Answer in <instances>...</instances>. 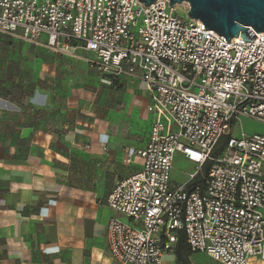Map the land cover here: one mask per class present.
Instances as JSON below:
<instances>
[{
    "label": "built area",
    "instance_id": "2783aa9c",
    "mask_svg": "<svg viewBox=\"0 0 264 264\" xmlns=\"http://www.w3.org/2000/svg\"><path fill=\"white\" fill-rule=\"evenodd\" d=\"M250 31L252 43L226 42L201 21L176 17L167 0H0L1 35L57 54L82 49L97 73L137 78L150 95L140 169L106 199L125 219L105 225L117 264H162L179 233L191 253L264 264V136L230 134L241 118L264 123V33ZM178 154L195 167L184 184L170 177ZM207 162L203 184L188 190Z\"/></svg>",
    "mask_w": 264,
    "mask_h": 264
},
{
    "label": "crops",
    "instance_id": "0c3cea01",
    "mask_svg": "<svg viewBox=\"0 0 264 264\" xmlns=\"http://www.w3.org/2000/svg\"><path fill=\"white\" fill-rule=\"evenodd\" d=\"M32 46L26 96L16 86L0 93V264H117L105 225L122 217L106 199L140 169L150 95L137 78L97 73L82 49ZM244 120L231 136H264V123L250 120L260 124L250 131ZM181 257L165 253L162 264H222L203 253Z\"/></svg>",
    "mask_w": 264,
    "mask_h": 264
},
{
    "label": "water",
    "instance_id": "95a60500",
    "mask_svg": "<svg viewBox=\"0 0 264 264\" xmlns=\"http://www.w3.org/2000/svg\"><path fill=\"white\" fill-rule=\"evenodd\" d=\"M157 0H139L149 6ZM169 7L186 3L189 6L187 17L199 20L229 42L240 36L251 42L255 33H264V0H167Z\"/></svg>",
    "mask_w": 264,
    "mask_h": 264
},
{
    "label": "rangeland",
    "instance_id": "374dc122",
    "mask_svg": "<svg viewBox=\"0 0 264 264\" xmlns=\"http://www.w3.org/2000/svg\"><path fill=\"white\" fill-rule=\"evenodd\" d=\"M186 11V12H185ZM174 15L181 19L187 18V5L185 3L174 6ZM33 46L25 42L0 34V93L7 88L21 90L26 96L33 82L30 77L31 54ZM85 54L84 51H79ZM16 79L17 83L12 81ZM245 129L254 131L260 128V124L250 120H244L241 124ZM195 167L182 157L177 156L172 162L170 177L176 184H184L193 174Z\"/></svg>",
    "mask_w": 264,
    "mask_h": 264
},
{
    "label": "trees",
    "instance_id": "16d2710c",
    "mask_svg": "<svg viewBox=\"0 0 264 264\" xmlns=\"http://www.w3.org/2000/svg\"><path fill=\"white\" fill-rule=\"evenodd\" d=\"M73 45H75V43H72ZM230 138L229 135H226V136H223L218 145L216 146V148L214 149L213 151V157H217L221 151L223 150L227 140ZM211 166V162H207L204 164L203 168H202V173L200 175H198L194 180H192L191 182H189L187 184V189L188 190H192L193 188H195L196 186H199V185H202L203 182H204V178L207 176L208 174V171H209V168ZM175 254L177 255V259L179 260V257H181V252L182 253H191L186 245V242H185V239L183 237V234L182 233H179V236H178V242L175 246ZM182 258V257H181ZM182 262L184 264H187V262H185L184 259H181Z\"/></svg>",
    "mask_w": 264,
    "mask_h": 264
}]
</instances>
